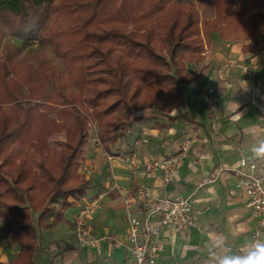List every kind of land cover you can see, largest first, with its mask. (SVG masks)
<instances>
[{
  "label": "trees",
  "instance_id": "16d2710c",
  "mask_svg": "<svg viewBox=\"0 0 264 264\" xmlns=\"http://www.w3.org/2000/svg\"><path fill=\"white\" fill-rule=\"evenodd\" d=\"M212 1L215 14L205 17L184 0H0V43L7 35L22 41L0 53V232L18 242L17 259L36 250L37 226L48 217L61 220L72 206L66 199L91 186L77 173L90 140L88 121L75 105L58 110L62 123L52 115L51 90L61 80L54 56L72 98L60 89L58 105L78 97L91 106L102 145L111 150L138 114L182 104L185 84L196 78L187 63L203 60L211 32L252 41L246 51H264V42L257 48L264 0ZM31 42L38 49L20 58ZM56 132L65 140L52 145Z\"/></svg>",
  "mask_w": 264,
  "mask_h": 264
},
{
  "label": "crops",
  "instance_id": "0c3cea01",
  "mask_svg": "<svg viewBox=\"0 0 264 264\" xmlns=\"http://www.w3.org/2000/svg\"><path fill=\"white\" fill-rule=\"evenodd\" d=\"M263 42L264 34L257 48ZM252 43L227 41L217 31L211 32L203 60L187 63L196 78L185 84L182 104L168 113L150 109L135 116L125 136L113 145V170L120 188H108L106 159L90 141L87 156L96 158L95 172L86 176L90 188L73 199L61 220L52 223L48 217L46 224L37 226V247L30 257L17 259L18 242L4 236L0 264H126L130 228L124 199L140 185L150 187L156 197H192L194 223L188 229H164L157 264H209L205 246L217 236L227 241L233 255L247 243L264 240L263 216L247 206L235 170L241 157L256 163L264 160L251 151L264 140L259 116L264 106V51L244 50V45ZM243 65L249 66V72ZM257 82L262 83V92L255 104L251 96ZM204 89L218 98L214 107L198 98ZM176 154H182L183 161L168 180L161 167L149 173L139 166L134 172V163L154 160L160 164ZM125 156L128 161L123 160ZM102 191L107 195L91 221L92 241L82 244L75 236L74 217L85 200ZM52 207L60 208L59 204ZM129 213L139 215L140 211L133 204ZM38 215L33 213L35 225Z\"/></svg>",
  "mask_w": 264,
  "mask_h": 264
},
{
  "label": "built area",
  "instance_id": "2783aa9c",
  "mask_svg": "<svg viewBox=\"0 0 264 264\" xmlns=\"http://www.w3.org/2000/svg\"><path fill=\"white\" fill-rule=\"evenodd\" d=\"M245 71H249L248 65H243ZM262 92V83L257 82L252 86V102L257 104L258 97ZM199 99L214 107L217 97L210 91L202 90ZM260 119L264 131V106L260 107ZM140 142V140L138 141ZM96 145L101 146L97 137ZM185 149V148H183ZM108 171V188L110 190L120 188L113 170V156L105 155ZM125 158V157H122ZM126 161H128L126 159ZM183 161L182 154L172 155L160 165L156 161H148L143 165L134 163V172L139 166L149 173L155 172L158 167L163 168L165 178L168 180L174 174ZM88 166L84 170H87ZM95 166L90 165L87 170L93 173ZM240 184L247 195V206L252 208L263 217L260 224H264V160L262 163L249 162L241 157L236 167ZM107 195L102 191L86 200L74 217L75 236L82 244H90L92 239V218L102 208ZM129 221V234L126 240L127 257L126 264H157L158 258L163 250L162 233L166 227H177L188 229L193 223L195 216L192 210V197H156L152 190L146 186L137 187L124 199ZM136 205L140 211L139 215L129 213L131 205Z\"/></svg>",
  "mask_w": 264,
  "mask_h": 264
},
{
  "label": "rangeland",
  "instance_id": "374dc122",
  "mask_svg": "<svg viewBox=\"0 0 264 264\" xmlns=\"http://www.w3.org/2000/svg\"><path fill=\"white\" fill-rule=\"evenodd\" d=\"M184 1L187 2V3H191L192 2V4L199 11V13H200L201 16L211 17V16H213L215 14V12H214V3H213L212 0H184ZM9 43H14V44H17V45H22V41L21 40L16 39V38H13V37L7 35L5 37V39L0 43V53L2 52V50L4 49L5 46H8ZM37 49H38L37 43L36 42H31L29 45L23 46V49H22L19 57L20 58L21 57H25L30 50L36 51ZM54 60L58 64V67H57V70H56V75H59L61 77V80H60V82L58 84L59 85L58 88H57L58 90H55V89L51 90V92H52L51 101L53 103H55V104H53L52 102H49V103L56 106L54 113L51 112V113H53L52 115L54 116V118L57 120L58 123H62V119L63 118H62V116L59 117V114L57 115L58 110L65 109V108H68L70 106H73L74 107V105H75L77 108L80 109L81 113L84 115V118H86V120L88 121V126H89V129H90V140H89V142L90 141L93 142L92 144H94L97 148H100L101 151L103 152V156L104 157H105V155L110 154V155L113 156V159H114L115 155L113 154V151L112 150H107L103 145H101V146L96 145V139H97V137L100 139L99 134H98V132H99V125H98L97 119H96V117L94 115V111H93V109H92L91 106H89L87 104H84V103H81L78 97H74L73 98V99L76 100V102H74V104H72V103L71 104L66 103V104L58 105V103H61L62 100H63V98H64L63 96H60L61 95L59 93V90L60 89L63 90L64 95L69 100H71L72 98L67 94V91L70 88H64L65 85H66L65 84L66 83V80L68 79L67 78V74L64 72L63 66L58 62V59L55 56H54ZM49 90H50V88H49ZM73 91L77 92L78 90L74 89ZM217 101H218V98H217ZM98 102H101L102 103V106H103V100H99ZM146 111H148V110H146ZM146 111H144L143 113H145ZM65 121H66V119H65ZM64 140H65V134L63 132H58V133L56 132V133L50 135L48 142L53 145L54 141H64ZM100 141H101V139H100ZM138 141H139V139L137 140V143H138ZM88 143L84 147V152H85L84 153V157L81 159L80 167L77 170L78 175H80V176L83 175L85 178H87L86 176H90V175H92L95 172V169H94L93 173L88 174L89 172L87 170L89 169L90 165L93 166V164H94V166L96 168V165H95L96 158H95V156H89L88 157L87 156V153H86ZM101 144H102V141H101ZM105 159H106V157H105ZM126 159L129 160V157L125 156V158H123V160H125V161H126ZM151 161H154V160H151ZM106 163H107V161H106ZM162 163H160V165ZM112 164H113V160H112ZM84 166H85V168L88 166L87 170L86 169L84 170ZM106 169H107V165H106ZM133 169L135 170V168H133ZM107 175H108V171L106 172V176ZM140 186H145V185H140ZM140 186H138V187H140ZM146 187H148V186H146ZM82 196H84V195H82ZM75 197L77 198V196H75ZM73 199H74L73 196H69L66 199V201L67 202L68 201H72V204H73ZM62 202H63V200L61 201V203ZM85 202H86V200H85ZM57 204H59V206H60V202H58ZM0 224H1V219H0ZM74 228H75V223H74ZM2 238H4V236L0 232V243L2 242L1 241Z\"/></svg>",
  "mask_w": 264,
  "mask_h": 264
},
{
  "label": "clouds",
  "instance_id": "9594fccd",
  "mask_svg": "<svg viewBox=\"0 0 264 264\" xmlns=\"http://www.w3.org/2000/svg\"><path fill=\"white\" fill-rule=\"evenodd\" d=\"M256 158H264V140L251 148ZM208 249L209 264H264V240L245 244L235 255L227 249V241L217 236L205 246Z\"/></svg>",
  "mask_w": 264,
  "mask_h": 264
}]
</instances>
